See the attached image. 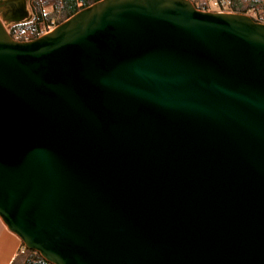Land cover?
Segmentation results:
<instances>
[{
	"label": "water",
	"instance_id": "water-1",
	"mask_svg": "<svg viewBox=\"0 0 264 264\" xmlns=\"http://www.w3.org/2000/svg\"><path fill=\"white\" fill-rule=\"evenodd\" d=\"M0 1V221L47 264H264V25L100 0L27 42Z\"/></svg>",
	"mask_w": 264,
	"mask_h": 264
},
{
	"label": "trees",
	"instance_id": "trees-1",
	"mask_svg": "<svg viewBox=\"0 0 264 264\" xmlns=\"http://www.w3.org/2000/svg\"><path fill=\"white\" fill-rule=\"evenodd\" d=\"M100 0H27L29 2L30 21L28 23L15 25L10 28L9 36L18 35L20 39L32 41L46 33L53 27L65 21L78 11L98 2ZM252 6L251 19L264 22V0H245ZM228 3L227 8L235 11L237 6L242 5L241 0H215L216 5L222 8L223 3ZM48 11H56L60 21L54 24L53 20L47 18ZM259 11V12H258ZM256 12V13H254ZM254 15V16H253ZM10 264H47L38 254L25 250L20 244V251L14 256Z\"/></svg>",
	"mask_w": 264,
	"mask_h": 264
},
{
	"label": "rangeland",
	"instance_id": "rangeland-1",
	"mask_svg": "<svg viewBox=\"0 0 264 264\" xmlns=\"http://www.w3.org/2000/svg\"><path fill=\"white\" fill-rule=\"evenodd\" d=\"M244 1L245 0H241L242 5L237 6L235 11H233L232 14H240V15H246L248 17H251L250 16L251 15L250 11H254V10H252L253 7L252 6L250 7V5H248L249 1L246 2V3ZM28 4H29V2H26V10L28 12V15H30ZM191 4L194 7V9L197 10V11H200V12H202V11L204 12L205 11V12L215 13L216 4L217 3H215V0H194V2H192ZM254 13H256V12H254ZM47 18L50 19V20L52 19L54 24H56L57 22L60 21V18L56 14V11H48L47 12ZM30 19H31V17H30ZM13 26H15V25H5V28H6L8 33H9L10 28L13 27ZM49 31H47V32H49ZM44 34L45 33H42V34H40V36L44 35Z\"/></svg>",
	"mask_w": 264,
	"mask_h": 264
},
{
	"label": "crops",
	"instance_id": "crops-1",
	"mask_svg": "<svg viewBox=\"0 0 264 264\" xmlns=\"http://www.w3.org/2000/svg\"><path fill=\"white\" fill-rule=\"evenodd\" d=\"M19 251V240L0 221V264H10Z\"/></svg>",
	"mask_w": 264,
	"mask_h": 264
},
{
	"label": "built area",
	"instance_id": "built-area-1",
	"mask_svg": "<svg viewBox=\"0 0 264 264\" xmlns=\"http://www.w3.org/2000/svg\"><path fill=\"white\" fill-rule=\"evenodd\" d=\"M186 1H188L190 4L192 3V2H194V0H186ZM228 3H223L222 4V8L221 7H219L218 5H216V11H215V13H230V14H232L233 12L232 11H230L228 8H227V5ZM192 5V4H191ZM203 12V11H202ZM205 12V11H204ZM254 22H256V23H259V24H263L264 25V22H258V21H256V20H253ZM11 39L13 40V41H16V42H27V40H22V39H20V37L18 36V35H14V37H11Z\"/></svg>",
	"mask_w": 264,
	"mask_h": 264
},
{
	"label": "flooded vegetation",
	"instance_id": "flooded-vegetation-1",
	"mask_svg": "<svg viewBox=\"0 0 264 264\" xmlns=\"http://www.w3.org/2000/svg\"><path fill=\"white\" fill-rule=\"evenodd\" d=\"M25 2H27V0H25Z\"/></svg>",
	"mask_w": 264,
	"mask_h": 264
},
{
	"label": "clouds",
	"instance_id": "clouds-1",
	"mask_svg": "<svg viewBox=\"0 0 264 264\" xmlns=\"http://www.w3.org/2000/svg\"><path fill=\"white\" fill-rule=\"evenodd\" d=\"M253 20V19H252Z\"/></svg>",
	"mask_w": 264,
	"mask_h": 264
}]
</instances>
